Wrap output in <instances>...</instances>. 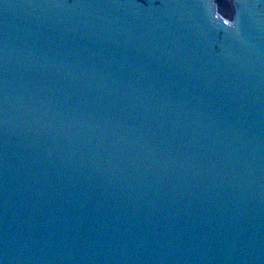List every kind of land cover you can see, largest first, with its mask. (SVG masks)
<instances>
[{
  "label": "water",
  "instance_id": "95a60500",
  "mask_svg": "<svg viewBox=\"0 0 264 264\" xmlns=\"http://www.w3.org/2000/svg\"><path fill=\"white\" fill-rule=\"evenodd\" d=\"M0 264H264V0H0Z\"/></svg>",
  "mask_w": 264,
  "mask_h": 264
}]
</instances>
